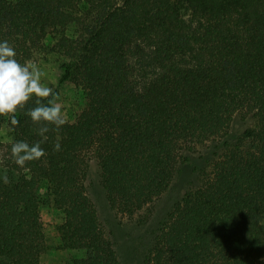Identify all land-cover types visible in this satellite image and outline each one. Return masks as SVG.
Here are the masks:
<instances>
[{
    "label": "trees",
    "instance_id": "trees-1",
    "mask_svg": "<svg viewBox=\"0 0 264 264\" xmlns=\"http://www.w3.org/2000/svg\"><path fill=\"white\" fill-rule=\"evenodd\" d=\"M51 35L58 86H78L86 104L46 140L27 115L35 97L18 126L8 117L0 264H39L42 183L63 247L84 251L71 264H120L89 197L93 161L109 207L131 219L190 168L142 264H264V0H0V42L21 63ZM17 141L47 155L20 168Z\"/></svg>",
    "mask_w": 264,
    "mask_h": 264
},
{
    "label": "rangeland",
    "instance_id": "rangeland-1",
    "mask_svg": "<svg viewBox=\"0 0 264 264\" xmlns=\"http://www.w3.org/2000/svg\"><path fill=\"white\" fill-rule=\"evenodd\" d=\"M75 31V26L70 25L67 33L73 37L76 34ZM54 42V37L48 36L44 40V48L30 54L25 61L36 63L45 73L43 82L53 90L57 89L61 97L66 122H73L85 107L86 101L83 90L73 83L64 82L58 86L63 72L64 57L51 48ZM7 122L8 117L0 125V177L2 178L5 174L9 177L11 172L1 149V146L10 143L12 140V131ZM89 175V197L98 209L101 224L112 233L111 236L120 264H142L144 254L157 227V222L184 191L188 180L191 178L190 168H183L180 178L156 202L151 212L138 213L132 219L115 215L109 207L100 182L99 170L94 161ZM38 197L44 237V250L40 255L39 264H71L73 259L83 256L84 251L63 247L59 231V226L63 221V213L55 207L45 183L41 184ZM262 223L264 226V220Z\"/></svg>",
    "mask_w": 264,
    "mask_h": 264
},
{
    "label": "clouds",
    "instance_id": "clouds-1",
    "mask_svg": "<svg viewBox=\"0 0 264 264\" xmlns=\"http://www.w3.org/2000/svg\"><path fill=\"white\" fill-rule=\"evenodd\" d=\"M15 48L7 40L0 42V117H9L12 126H18L16 113L25 108L29 101L36 98V106L29 109L27 115L34 124L41 125L37 134L47 139L45 133L48 125L58 130L66 123L61 97L58 92L43 82L45 73L31 61L21 63L17 58ZM47 101L43 103L42 101ZM40 142L29 144L17 141L11 145V158L20 168L28 162L39 160L47 155ZM55 151H60L59 142L54 145ZM8 183V177H3Z\"/></svg>",
    "mask_w": 264,
    "mask_h": 264
}]
</instances>
